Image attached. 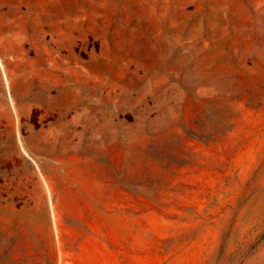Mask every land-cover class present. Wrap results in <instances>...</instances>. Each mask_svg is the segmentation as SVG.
<instances>
[{
  "label": "rangeland",
  "instance_id": "obj_1",
  "mask_svg": "<svg viewBox=\"0 0 264 264\" xmlns=\"http://www.w3.org/2000/svg\"><path fill=\"white\" fill-rule=\"evenodd\" d=\"M224 260L264 264V0H0V264Z\"/></svg>",
  "mask_w": 264,
  "mask_h": 264
},
{
  "label": "trees",
  "instance_id": "obj_2",
  "mask_svg": "<svg viewBox=\"0 0 264 264\" xmlns=\"http://www.w3.org/2000/svg\"><path fill=\"white\" fill-rule=\"evenodd\" d=\"M260 169H261V167L260 166H258L257 168H256V170L254 171V173L252 174V176H251V178L248 180V182L246 183V186H245V193H252L253 191H254V189L256 188V186H257V177H258V174L260 173ZM228 233L229 232H226L225 233V237H224V244H223V246H222V249L221 250H223V248L226 246L225 245V240H226V236H228ZM222 262H224L225 263V260L224 261H222ZM226 264V263H225Z\"/></svg>",
  "mask_w": 264,
  "mask_h": 264
}]
</instances>
